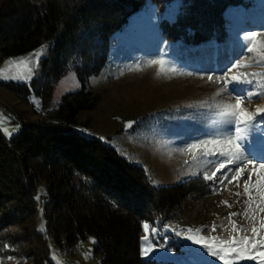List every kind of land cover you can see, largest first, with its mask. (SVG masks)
I'll return each instance as SVG.
<instances>
[{"label": "rangeland", "instance_id": "1", "mask_svg": "<svg viewBox=\"0 0 264 264\" xmlns=\"http://www.w3.org/2000/svg\"><path fill=\"white\" fill-rule=\"evenodd\" d=\"M179 4L173 1L158 11L154 2L146 0L113 34L107 62L86 82L95 95V106L79 112L74 128L105 140L141 166L155 186L196 177L208 183L207 193L184 200L163 221L142 222L143 258L177 264H264V211L260 210L264 193L255 187L248 193L244 190L249 175L250 184L264 176L258 167L264 163V0L227 7L225 40L198 45L167 40L161 32V21L173 20ZM252 34L255 44L244 39ZM249 47L254 50L249 52ZM50 55V45L43 44L0 63V131L6 139L16 135L23 122L57 118L61 97L80 89L72 66L55 82L50 98H44L43 81L49 78L50 72H45L51 65L43 61ZM160 59L166 63H150ZM233 64L237 67L232 68ZM19 75L25 79H13ZM234 75L251 83L234 82ZM33 79L37 82L32 83ZM6 82L27 87L18 94L3 84ZM238 97L254 126L244 141L227 145L225 139L236 135V126L222 113ZM129 122H133L131 127ZM239 127L244 129L245 124ZM213 140L219 143L204 144ZM238 144L250 163L235 159ZM211 151L216 155H204ZM230 156L234 163L226 162ZM220 163L225 167L216 171ZM237 167L244 168V173L239 180H232ZM37 197H45L44 181L38 183ZM27 231L16 225L3 229L24 254L1 256L0 264H99L100 257L93 254L94 236L62 248L51 244L41 253L31 247L30 236L22 237ZM189 235L200 242L194 244L187 239ZM244 237L248 243L241 242ZM204 244L221 250L220 255L211 256ZM46 252L47 259L43 258Z\"/></svg>", "mask_w": 264, "mask_h": 264}, {"label": "trees", "instance_id": "2", "mask_svg": "<svg viewBox=\"0 0 264 264\" xmlns=\"http://www.w3.org/2000/svg\"><path fill=\"white\" fill-rule=\"evenodd\" d=\"M145 1L0 0V63L48 44L51 55L43 62H50L51 69L45 72L50 73L43 81L44 98H50L53 85L69 67L75 68L81 84L61 97L57 118L23 122L10 139L0 131V257L24 254L3 233L16 225L28 230L22 237L30 236L31 247L41 253L51 244L62 248L94 236L93 254L100 257L99 264H177L142 257V222L163 221L184 200L207 193L208 183L196 177L155 186L141 166L105 140L74 128L79 112L95 106L88 77L103 68L113 34ZM151 1L158 11L180 2L173 20L161 21V32L167 40L189 45L223 42L224 11L250 2ZM3 84L18 94L27 87ZM40 181L45 182L43 200L37 197ZM43 258H48L47 252Z\"/></svg>", "mask_w": 264, "mask_h": 264}, {"label": "snow or ice", "instance_id": "3", "mask_svg": "<svg viewBox=\"0 0 264 264\" xmlns=\"http://www.w3.org/2000/svg\"><path fill=\"white\" fill-rule=\"evenodd\" d=\"M244 39H245L246 42L247 41H251V42H253V44H255V40H256L255 34H252L251 36L245 37ZM253 50H254L253 47H249L248 48V51L249 52H252ZM36 55L39 56L40 53H37ZM150 63H153V64L159 63L161 65H164L166 63V61L163 60V59H160V60L150 61ZM235 67H237V65L236 64H233L232 65V68H235ZM229 70H231V69H229ZM29 71H31V69H29ZM13 79L23 80V79H25V77L23 75H19L17 77H13ZM208 79L209 80H212V77L209 76ZM231 79H232V81L237 82V83H251V81H246V80L245 81H241L240 80V77L239 76H236V75L232 76ZM222 91H223V89H222ZM251 95H253V93H249V96H251ZM241 103H242V99L238 97L236 99V103L234 105L229 104V105H226L224 107V111H223L222 114L224 116L228 117V121L227 122L229 124H232V125H235L236 126L235 127V133H236V135L234 137H228V138L225 139V143L227 145H232L234 141H240V142L244 141L248 137L249 133L251 132V130H252L253 126H254V124L250 123V121L253 119V117L250 116L247 112H245L241 108ZM257 111H259V109ZM132 123L133 122H129V124L127 126L128 127H131L132 126ZM241 123L245 124V128L244 129H241L239 127V125ZM209 143L217 144V143H219V141L213 140V141H206V142H204L205 145L206 144H209ZM194 147L199 148L200 145H195ZM237 149L238 150L234 153L235 159L236 160H242L244 163H250V161L248 160V158L244 156V149L242 148L241 144H238L237 145ZM228 151L231 153L232 152V148L229 147L228 148ZM204 155H206V156L207 155H216V153L214 151H211V152H205ZM220 155H224V153H220ZM226 162L227 163H234V159L232 158V156H230L229 159ZM224 167H225V163H220L219 164V167L216 169V171H220V169H223ZM258 167L261 170H264V163L259 164ZM252 171H253V173H255V167L253 168ZM243 173H244V168L237 167L235 169V174L232 176V180H239L242 177ZM214 176H215V173H213V177ZM213 177H207L206 176L205 178L206 179H211ZM251 180H252V175H249L247 177V179L245 180V189H244L245 190V193H248L249 192L250 187L258 188V190L261 193H264V176H261L256 181L255 184H250ZM220 182L223 183V180H221ZM229 182H231V181H229ZM237 195H239V193H237ZM260 210L261 211H264V208H261ZM233 215H235V214H233ZM261 227L264 228V224H262ZM144 228H145V230H147L148 225L147 224L144 225ZM189 231H191V230H189ZM253 231L255 232L256 229H253ZM177 234L179 235V233H177ZM147 239H148V237L145 236L144 237V240L147 241ZM187 239L188 240H191L194 244L200 242L199 240L195 239L191 235H189L187 237ZM201 239H203V238H201ZM241 242L248 243V238L247 237L242 238V241ZM234 243H235V241H234ZM203 247L206 248L208 250V253L211 256H213V257H217V256L220 255V251L221 250H214L208 244H204ZM147 251H148V248H145V253H147ZM262 257H264V254H262ZM248 258L249 259H253V260L256 259L255 256H250ZM225 264H228V262L225 261Z\"/></svg>", "mask_w": 264, "mask_h": 264}]
</instances>
